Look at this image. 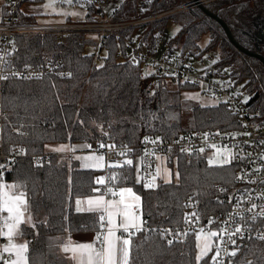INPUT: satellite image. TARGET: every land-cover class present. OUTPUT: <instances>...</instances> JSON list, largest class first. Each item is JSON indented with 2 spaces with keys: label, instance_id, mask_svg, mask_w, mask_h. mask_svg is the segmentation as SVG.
Listing matches in <instances>:
<instances>
[{
  "label": "trees",
  "instance_id": "obj_1",
  "mask_svg": "<svg viewBox=\"0 0 264 264\" xmlns=\"http://www.w3.org/2000/svg\"><path fill=\"white\" fill-rule=\"evenodd\" d=\"M191 1L122 0L113 14L131 19L155 15ZM95 13L89 9L86 20ZM18 15L25 21L34 16ZM168 23L178 25L172 35L175 46L189 48L195 54L217 50L214 67L228 71L236 89L243 83L249 98L247 102L242 100L254 123H264V0H211L155 21L146 30L137 28L129 32L143 31L150 39L154 33L166 31ZM204 35L208 40L201 47L199 41ZM83 37L70 34L64 44L58 43L55 36L15 37L13 66L42 64L47 60L59 64L46 77L29 81L6 79L2 87L4 152L23 150V157L13 159L1 180L23 186L14 191L26 194L37 220L35 229L22 226L25 229L22 236L30 242V264H69L59 252L65 233L103 231L97 213L77 212L73 203L77 197L103 193L96 178L98 172L104 171L78 168L76 162L49 152L48 145L99 141L135 148L146 138L169 140L198 132L235 134L242 130L238 116L223 103L201 106L183 98L182 92L196 88L194 84L165 76L154 83L151 76H141L139 64L128 58L118 60L114 37L101 42L99 50L103 56L95 64L91 55L83 54L92 40ZM139 153L135 150L132 157L124 159L133 160L132 166L116 167L112 177L119 179H111L110 184L115 188H133L141 197L146 227L171 229L173 235L161 237L158 231H149V239L145 241L144 232L136 233L132 264H196L195 233L187 232L182 243L175 242V233L184 232L185 200L194 201L202 223L208 224L209 218H214L216 223L210 227L215 229L226 211V198L234 184L237 165L232 162L224 167L209 166L208 154L204 152L196 153L190 161L179 156L176 166L179 180L165 184L157 178L159 187L150 189L142 180L136 182L137 175L141 177ZM32 156L45 157L34 162ZM45 218L47 223H43ZM258 223L262 225L264 221ZM169 239L174 241L171 246L167 244ZM239 245L240 252L233 264L244 259L264 264V242L252 239ZM212 253L201 264H210Z\"/></svg>",
  "mask_w": 264,
  "mask_h": 264
},
{
  "label": "built area",
  "instance_id": "obj_2",
  "mask_svg": "<svg viewBox=\"0 0 264 264\" xmlns=\"http://www.w3.org/2000/svg\"><path fill=\"white\" fill-rule=\"evenodd\" d=\"M56 10H59L65 5L72 7H83L86 13L89 9L95 10L92 20H74L68 16L63 17L59 22L41 21L39 18L33 16L32 20L25 21L21 16V5L24 3L44 2V0H8L7 3L0 4V77H7V79L16 80H38L47 75L53 74L59 63L54 64L53 61L47 60L42 64L20 66L12 65V53L15 37H30V36H55L56 40L61 44L66 42L70 34H84L87 39L92 40V45L88 46L84 53L91 55L98 64L102 59L103 53L99 50L100 44L105 39L114 37L117 46L118 60L128 58L130 62L139 64L141 68V76L148 77L155 83L159 77H170L174 80H180L194 84L195 87L204 86V93L211 94L220 100L228 108H230L241 121V131L238 133H217L212 131L198 132L186 136H175L169 140H158L157 143H145V139L140 140L135 146H128L124 143L113 142L114 148H101L99 141L87 142L88 151L95 154H103L105 161L109 165L103 172L104 183L100 184V188L104 194H107V189L111 186L112 175L116 173V167L110 165H122L125 158H130L138 150L140 153L141 164V180L146 182L152 179L151 173H154L158 162L162 163L172 169L177 166L179 156H183L186 161H190L192 157L204 149L205 154H209L213 150V145L217 148L233 147L238 150V158L233 162L237 165L236 176H244V180H237L234 178V184L228 193L227 208L225 213L218 219L215 229L223 227L220 223L223 221L229 212H235L234 207L236 201L232 204L228 203L229 197L237 196L245 190L252 194V199L248 203L240 205V211L244 216H249L250 213L243 211L251 206V203L257 205L264 204V200L259 199V195L264 191V123H254L252 114L246 103L240 96V90L234 87L231 82L230 73L228 71H220L214 67V61L217 56H212L203 52L202 54H195L191 49H182L172 43V35L170 36L166 31L148 37L144 36L143 31L134 32L131 29L145 28L147 25L163 18H169L187 8L201 6L202 4L211 0H193L183 4L180 7L163 11L161 13L150 16H137L131 19H120L115 17L113 12L119 5L107 13L104 6L113 5L116 0H72L68 3L67 0H50ZM122 1V0H121ZM120 1V3H121ZM144 6L143 2H140ZM3 7L5 11H3ZM144 8V7H143ZM22 13V14H21ZM25 14V13H24ZM138 31V30H137ZM86 40V39H85ZM82 43V39L79 40ZM123 46L125 52L123 51ZM24 77H30L25 79ZM6 79H0V180L4 172L10 167L11 162L16 157H23L21 151H14L12 154L4 152L2 144L1 133V118L3 116L2 109V87ZM207 135V139L205 136ZM145 150L155 155H145ZM121 152H127V155H120ZM66 155H72L67 153ZM45 156H32L34 162L37 159ZM156 157H160L157 159ZM260 169V171H255ZM235 176V177H236ZM98 178H96L97 182ZM114 191L116 188L113 187ZM222 191V190H221ZM186 207L185 214H190L196 211L193 200H185ZM259 211V208H257ZM5 217L0 213V227H4ZM259 221V220H258ZM255 225L251 222L246 226L245 236L248 235V229L252 230V235L255 236L257 230L264 228V224ZM243 224V221H241ZM209 229L207 223H202L192 218L191 223H184L183 231L195 233L200 228ZM211 228V227H210ZM240 244L245 240L233 237ZM227 240V236H225ZM222 248L232 249L231 244L220 245ZM223 264H229V261L235 258L229 257L222 253Z\"/></svg>",
  "mask_w": 264,
  "mask_h": 264
},
{
  "label": "snow or ice",
  "instance_id": "obj_3",
  "mask_svg": "<svg viewBox=\"0 0 264 264\" xmlns=\"http://www.w3.org/2000/svg\"><path fill=\"white\" fill-rule=\"evenodd\" d=\"M68 3H72V0H67ZM68 75H71L70 73ZM28 79L30 77H24ZM0 79H7V77H0ZM247 102V98L245 100ZM23 135V133H20ZM207 139V135L205 136ZM145 143H157L158 140L145 139ZM101 148L109 147L114 148L115 145H105L101 144ZM213 148L216 146L213 145ZM55 152H65L72 151L68 146H60L58 148L52 149ZM23 151V150H21ZM201 152L204 149H200ZM120 155H127V152H121ZM145 155H155L154 152L150 153L145 150ZM160 159V157H156ZM237 154L233 153L228 147L223 149H217L215 153V158H209V166L224 167L231 165L234 159H237ZM79 159V157H77ZM86 159L103 161L104 157H87ZM264 159V156L261 157ZM132 166L133 160L126 159L123 165H110L112 167L117 166ZM255 171H260V169H255ZM152 179L146 181L144 186L146 188L155 189L159 187L156 183L157 178L163 180L165 184L172 183V173L168 169H163L158 166L154 173H151ZM177 180L180 178V174L177 172L175 174ZM111 179H119V177H112ZM237 180H244V176H236ZM136 182H141V177L137 175ZM264 183V181H261ZM97 183L103 184L102 179H98ZM23 187L22 185L10 186L8 191L3 190V186H0V213H7L3 223L4 227L7 229L6 233L3 229H0V235H5L7 237V244L3 247V252L9 254L8 258L0 256V262L2 264H30L29 260V243L17 244L14 242V238L17 236H22L25 233V229L21 225H27L35 229L37 225V220L34 218L31 211V205L28 202V197L26 194L21 192H14L13 189ZM108 192L120 197L119 200H108L106 201L103 196L96 199L87 200V208H82V201L76 200V211L77 212H95L98 214V219L101 225V229L107 228L106 232H100L96 235V243H76L71 242L66 243L62 247L64 253H71V259L74 264H132V245L133 237L136 233L144 232L145 241L149 239L147 232L158 231L161 237L172 236L173 230L171 229H152L146 227V222L143 220V212L141 207V197L133 191L131 187H123L118 191H114L113 188L109 187ZM264 200V191H262L258 197ZM252 199V194L245 190L243 193L237 196L229 197L228 203L232 204L233 200L236 201L234 207L237 211L229 212L226 218L220 223L223 227L218 229H211L210 226L216 223L214 218H209L208 225L209 230L206 232L205 228H200L196 234V247L198 249V254L195 256L196 264H201V261L208 256L210 252L215 248L214 255L211 257L210 264H223L222 253L228 255L229 257L235 258L240 252V245L237 240L233 237H239L240 240H259L264 242V228L257 230L256 235H252V230L248 229V235L245 236L246 226L251 222L255 225L256 222L264 221V204L257 205L251 203V206L244 209L243 211L250 213L249 216H244L240 211V205L248 203ZM219 204H223V201H218ZM259 208V211H257ZM119 217L120 221L117 223L116 218ZM195 217L197 222L199 221L200 214L198 211H193L190 214H185L184 220L186 223H191L192 218ZM243 221V224L241 223ZM106 222V223H105ZM47 223V220L43 221ZM117 230H122V233L126 235L117 236ZM189 233L187 232H176L175 242H183V237H186ZM227 236V240H225ZM174 243L173 240H167L168 246ZM231 244L233 247L231 251L227 248H222L220 245ZM14 255V259L12 256ZM229 264H233V261H229ZM236 264H253L251 260L244 259L242 261H237Z\"/></svg>",
  "mask_w": 264,
  "mask_h": 264
},
{
  "label": "crops",
  "instance_id": "obj_4",
  "mask_svg": "<svg viewBox=\"0 0 264 264\" xmlns=\"http://www.w3.org/2000/svg\"><path fill=\"white\" fill-rule=\"evenodd\" d=\"M38 9V11H35V9ZM74 10L72 11L71 15H68V17L70 19H74V20H82L85 18V11L83 8L81 7H71ZM61 9V8H60ZM59 9V10H60ZM54 8V5H52V3L50 2L49 6H45L43 4V2H34V3H24L21 5V11L23 13L26 14H31L34 15L35 17L39 18L41 21H49V22H59L63 17V15L59 14L58 11ZM58 147H60V144L57 145ZM68 146H70V148L74 149L72 151H65V152H55L57 154H67L68 152H70L72 155H66L65 158L67 159V161H74L76 162V165L78 168H83V169H93V170H105L108 166L106 165V161L105 158L103 161H96V160H90V159H86L87 157H99L101 155H91V152L88 151L87 149H84L82 147H80V145H76V147H73V144H69ZM54 152V151H52ZM86 152L90 153L87 154ZM74 157H79V159H75ZM136 164V162H135ZM162 164V163H161ZM10 182H6L4 180H0V186H3V190L4 191H8L10 186L9 185ZM12 184V183H11ZM13 186V185H12ZM14 191V189H13ZM108 191V189H107ZM15 192V191H14ZM18 193V192H16ZM103 196V198L108 201V197L111 196V194L108 192L107 194L104 193H100V194H95L92 196H88V197H77L74 199V208L76 209V200H81L83 203L81 205L82 208H87V200L88 199H96ZM108 196V197H107ZM118 196V195H117ZM88 198V199H86ZM116 198V196H115ZM119 198V197H117ZM3 216L6 217L7 213H3ZM120 218L118 217L117 219V223H119ZM106 223V222H105ZM24 225H21V227ZM27 226V225H25ZM0 229H3V231L6 233L7 229L5 227H0ZM107 228L105 227L103 229V232H106ZM117 236L120 235H126L124 233H122V230H117ZM97 234H95L94 232L91 231H85V232H78V233H65L63 235V241L62 243L59 245V252L64 255L69 264H74V261L70 258L71 257V253H64L61 249L63 247L64 244L66 243H93L95 244V237ZM14 242L17 244H23L26 243L25 238H23V236H17L14 238ZM7 244V237L5 235H0V256H3L4 258H8L7 253L3 252V247ZM12 258L14 259V255L12 256ZM0 264H2V262H0Z\"/></svg>",
  "mask_w": 264,
  "mask_h": 264
},
{
  "label": "rangeland",
  "instance_id": "obj_5",
  "mask_svg": "<svg viewBox=\"0 0 264 264\" xmlns=\"http://www.w3.org/2000/svg\"><path fill=\"white\" fill-rule=\"evenodd\" d=\"M120 1L121 0H116L115 1V3L113 4V5H106V6H104L103 8H104V10H105V12H107V13H110L113 9H114V7L116 6V5H119L120 4ZM8 2V0H0V4L1 3H7ZM50 0H44V2H43V4L45 5V6H49L50 5ZM122 2V1H121ZM188 3V2H187ZM185 4V3H184ZM181 5H178V6H176V8L177 7H180ZM182 6H183V4H182ZM72 6H69V5H65V6H63V7H61V9L58 11V13L59 14H61V15H63V16H68V15H71V13H72V11L74 10L73 8H71ZM80 7V6H79ZM141 7H144V6H141ZM81 8H83V7H81ZM84 9V8H83ZM188 9H191V8H187L186 10H188ZM35 11H38V9L36 8L35 9ZM183 11H185V10H183ZM182 11V12H183ZM89 13V12H88ZM86 15H87V13H86ZM93 15L94 14H91L90 15V20H92V18H93ZM146 16H150V15H146ZM145 17V16H144ZM148 26V25H147ZM146 26V27H147ZM146 27H145V30H146ZM178 29V25L177 24H174V23H168L167 24V27H166V32L171 36V35H173L175 32H176V30ZM84 37H83V40H85V39H87L86 38V36L84 35V34H82ZM207 40H208V36L207 35H204L201 39H200V41H199V45L201 46V47H203L206 43H207ZM58 42V41H57ZM58 43H60V42H58ZM78 43H80L79 41H78ZM206 53L207 54H210V55H212V56H217L218 54H217V50H214V51H206ZM92 57V56H91ZM94 59V58H93ZM94 62H95V60H94ZM95 64H97L96 62H95ZM140 72H141V68H140ZM46 77V76H45ZM151 79V78H150ZM238 88L240 89V91H241V93H242V98L244 99V100H246V98L248 99L249 98V94L247 93V91L243 88V83H239L238 84ZM204 91V86H199V87H197V88H194V89H192V90H186V91H183L182 92V97L183 98H187L188 99V101H190V102H192V103H194V104H198V105H201V106H205V105H216V104H218L219 102H220V100L218 99V98H216V97H214L213 95H211V94H206V93H204L203 92ZM62 145H64V146H68L69 144L68 143H65V144H60V146H62ZM76 145H80V147H82V148H84V149H87L88 150V148H87V142L86 143H73V147H76ZM69 148H70V146H68ZM225 147H227V146H225ZM225 147H222V148H217V147H215V148H213V150L206 156V161H207V163H208V160H209V158H215V153H216V150L217 149H223V148H225ZM55 148H58V146L57 145H48L47 146V150L49 151V152H52L53 150L52 149H55ZM233 153H235V154H238V150H236L235 148H233V147H228ZM71 149V148H70ZM73 149V148H72ZM53 153H55V151L53 152ZM68 153H70V152H68ZM87 154H90V153H88V152H86ZM101 155V156H103L104 157V155L103 154H95V153H91V155ZM62 156H66L65 154H61ZM105 158V157H104ZM75 159H77V157H74V160ZM107 163V162H106ZM162 163V161L160 160L159 162H158V164H157V167L159 166L160 168H161V170L163 171V169H168L171 173H172V181H177V179H176V177H175V174L177 173L176 172V169L175 168H172V169H170V168H168V167H166L163 163ZM107 166H109L108 164H106ZM209 165V164H208ZM137 167H138V165H136ZM97 178L98 179H102L103 181H104V175H103V172H98L97 173ZM159 179H157L156 180V183H157V181H158ZM162 180V179H161ZM9 185H11L12 186V184L10 183ZM111 188H113L112 186H110ZM120 188H116V191H118ZM114 190V189H113ZM107 193H108V191H107ZM108 197V196H107ZM117 197H119V196H117L116 195V198H115V196H113V195H111V196H109L108 197V200H119L120 199V197L119 198H117ZM86 199H88V198H86ZM118 219V217L116 218V220ZM209 229H207V230H205L206 232L208 231ZM198 232V231H197ZM197 232H195V239H196V234H197ZM196 244H197V241H196ZM214 252H215V248H213V253H212V255H214ZM198 254V249H197V247H196V255Z\"/></svg>",
  "mask_w": 264,
  "mask_h": 264
},
{
  "label": "water",
  "instance_id": "obj_6",
  "mask_svg": "<svg viewBox=\"0 0 264 264\" xmlns=\"http://www.w3.org/2000/svg\"><path fill=\"white\" fill-rule=\"evenodd\" d=\"M225 30H226L227 33H228L229 39L233 42V38H232V36L230 35L228 28H225Z\"/></svg>",
  "mask_w": 264,
  "mask_h": 264
}]
</instances>
